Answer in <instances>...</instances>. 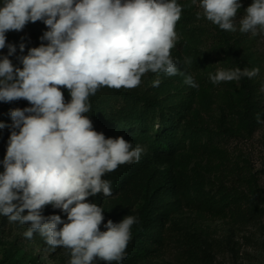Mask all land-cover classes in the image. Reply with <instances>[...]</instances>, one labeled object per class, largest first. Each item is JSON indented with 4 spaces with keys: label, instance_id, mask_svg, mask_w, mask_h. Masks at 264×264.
<instances>
[{
    "label": "clouds",
    "instance_id": "9594fccd",
    "mask_svg": "<svg viewBox=\"0 0 264 264\" xmlns=\"http://www.w3.org/2000/svg\"><path fill=\"white\" fill-rule=\"evenodd\" d=\"M205 19L219 29L264 33V0H252L242 17L240 0H190ZM178 0H0V102L26 100L31 107L10 110V136L0 161V216L29 225L23 236L37 233L50 251L70 250L69 264H120L126 258L131 228L137 218L119 223L104 220L101 206L86 202L97 194L113 195L103 179L123 164L139 162L144 149L123 137L105 138L93 129L87 113L89 98L101 88L133 89L146 73L184 75L171 56L179 39ZM42 22L47 31L40 46L9 57L17 47L6 45V33ZM25 44L19 45L24 53ZM191 64L190 58H185ZM258 67L218 69L213 84L256 77ZM161 81L152 82L158 87ZM184 83L199 85L191 75ZM61 87L68 90L65 102ZM258 114L257 123H264ZM51 205L66 215H42ZM27 213V214H25Z\"/></svg>",
    "mask_w": 264,
    "mask_h": 264
},
{
    "label": "rangeland",
    "instance_id": "374dc122",
    "mask_svg": "<svg viewBox=\"0 0 264 264\" xmlns=\"http://www.w3.org/2000/svg\"><path fill=\"white\" fill-rule=\"evenodd\" d=\"M178 1L185 11H200L190 4V0ZM240 3L242 8L238 17L243 16L252 0H240ZM199 20L201 22L193 25L203 28L202 31L194 32L193 25L185 26L180 21L176 24L179 39L170 51L184 75L169 77L149 72L142 76L138 87L121 88L128 92H147L163 102V110L155 117L154 131L161 130L165 122L168 128L179 129L177 137L181 141L173 156L164 161L153 160L150 168L140 176L142 192L133 207L120 210L118 193L110 197L97 194L87 198L86 202L102 207L101 231H106L104 224L109 220L119 223L127 215L136 217L138 222L131 228L130 241L142 223V210L146 205L149 218L161 219L155 222L158 227H155L153 237L156 241L161 234L158 229L162 228L164 246H155L154 253L136 264H264V123H258L253 134L248 135L247 124L241 116L243 102L238 81L213 84L209 80L210 73L231 69L230 57L211 23L203 18ZM45 31V25L37 21L26 24L20 32L6 33V45L11 43L17 47V52L9 57L16 67H21L17 56L26 55L29 48L47 43L39 39ZM229 34L240 55L251 53L258 61L260 72L250 81L254 86L255 116L262 114L261 119H264V33H241L244 38L239 41L235 32ZM21 43L25 44L24 53L19 52ZM6 54L7 47L0 50V55ZM185 58H190L192 63L186 64ZM186 75H191L199 87L185 84ZM156 79L161 83L153 87L152 82ZM68 99H71L69 94L64 97L66 103ZM26 107L31 105L23 99L0 102V123L10 126L9 111ZM92 124L95 130L97 126ZM96 132L107 138L105 131ZM191 134L204 145L210 136L213 137L212 150L199 156L187 139ZM9 136L8 127L0 129V161L6 153ZM128 171L122 177L127 176ZM108 174L110 172L103 179ZM168 184L170 189L163 192ZM223 191L235 193L242 200L231 206L232 210L226 209L221 214ZM206 199L215 203L211 212L204 206ZM42 215H60L66 220V215L51 205L44 206ZM28 227L27 224L10 223L7 217L0 216V264H69V249L60 247L50 251L37 233L31 240L25 238L23 233ZM95 264L107 262L97 260Z\"/></svg>",
    "mask_w": 264,
    "mask_h": 264
},
{
    "label": "trees",
    "instance_id": "16d2710c",
    "mask_svg": "<svg viewBox=\"0 0 264 264\" xmlns=\"http://www.w3.org/2000/svg\"><path fill=\"white\" fill-rule=\"evenodd\" d=\"M179 21L185 26H192L196 22H201L197 19L196 12L185 11L184 9ZM211 25L219 33L223 48L230 57L231 69L236 67L243 69L246 67L250 70L258 67V61L256 58L251 57V53L240 55L237 52V49L232 44L233 40L229 31H224L219 29L218 26ZM202 30L204 29L193 25L194 32ZM235 33L238 41L244 38V35L238 31ZM238 83L241 101L243 102L241 116L247 124L246 133L251 136L258 124L255 116L254 86L249 78H242ZM60 90L66 98L69 93L63 87ZM68 102H70V99H68ZM89 102L91 109L86 115L97 126L95 131H105L107 138L123 137L125 141L132 143L133 147L140 145L144 149L139 162L129 164L128 166L120 165L116 170L110 172L105 179L111 181L113 195L118 193V208L122 211L127 210L138 202L142 192L140 176L150 168L151 162L153 160L164 161L166 158L173 156L175 149L181 141V138L178 139L177 137L179 129L175 127L168 128V125L164 121L162 129L154 131L155 117L158 111L163 110V102L157 100L147 92H128L121 89L104 87L94 96H91ZM182 137L185 138V136ZM188 138L194 151L199 156H204L214 146V140L211 136L205 145L198 142L195 134H191ZM127 169H129L127 176L122 177ZM170 187L171 185L168 184L163 189V192H166ZM198 193L199 189L196 194ZM160 198H162L161 195ZM241 200V198L236 197L235 193L223 191L220 198V202L222 203L221 214H224L226 209L232 210L231 208L234 205L240 204ZM147 206L142 210L143 220L140 227L136 229L132 240L127 245L126 258L120 264H136L145 256L154 253L155 246L162 248L165 244L162 228L158 229L161 234L156 241L153 237L155 235V227H158L155 222H160L161 219L152 220L149 218ZM204 206L207 207L208 212H211L215 208V203L210 199H206ZM194 255L196 256V254Z\"/></svg>",
    "mask_w": 264,
    "mask_h": 264
}]
</instances>
